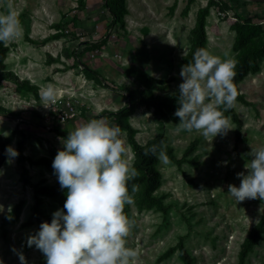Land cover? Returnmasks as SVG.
I'll list each match as a JSON object with an SVG mask.
<instances>
[{
	"label": "rangeland",
	"instance_id": "obj_1",
	"mask_svg": "<svg viewBox=\"0 0 264 264\" xmlns=\"http://www.w3.org/2000/svg\"><path fill=\"white\" fill-rule=\"evenodd\" d=\"M207 1L197 0L185 17L182 11L186 0H126L130 12L123 27L113 24L105 0H12L21 29L19 36L7 43L6 69L22 82L18 85L5 80L0 88V105L11 111L0 115V130L10 133L1 135L16 148L18 141L25 139V166L32 185L59 182L53 161L66 138L59 130L71 131L90 118H105L116 124L107 111H118L128 105V100L124 91H116L113 86L127 84L138 87V93L147 89L161 94L164 91L156 86L163 84L165 92H179L183 79L180 62L190 48L198 10ZM219 1L223 10L214 7L208 17V50L234 58V13L258 15L255 22L264 27V2ZM7 4L8 0H0V12L7 10ZM55 33L62 37L42 42ZM104 36L108 37L105 45L86 50L87 44ZM28 37L39 43L29 42ZM51 57L58 60L50 61ZM98 75L106 85L97 80ZM146 76L155 79L152 86L146 85ZM27 84L36 89L31 90ZM49 84L57 89L56 99L51 102L41 97V89ZM240 89L252 105L235 102L243 121L239 142L237 126L231 120L227 134L212 140L195 130H177L179 121L161 119L154 108L142 105L129 116L141 145L163 135L181 159L187 148L197 143L181 167L171 159L168 164L159 159L156 162L162 174L156 193L166 195L165 202L171 206L167 213L154 208L140 210L134 198L127 204L131 221L127 243L138 250L134 264H185L178 250L160 259L177 247L181 238L194 264H239L241 244L263 215L264 201H237L228 194V185H240L237 173L247 171L245 164L252 158V146L264 147V60L257 72L240 83ZM123 139L132 168L134 153L125 133ZM43 158L49 161H41ZM0 162V264H22L18 251L25 254L28 264H46L42 251L27 244L29 235L39 229L34 215V188L23 184L18 157L8 163L5 155ZM42 199L40 209L44 215L53 217L62 208L58 198ZM20 201L23 211L19 221L4 229L3 217ZM246 264H264V237Z\"/></svg>",
	"mask_w": 264,
	"mask_h": 264
},
{
	"label": "clouds",
	"instance_id": "obj_2",
	"mask_svg": "<svg viewBox=\"0 0 264 264\" xmlns=\"http://www.w3.org/2000/svg\"><path fill=\"white\" fill-rule=\"evenodd\" d=\"M20 29L18 13L8 0L7 10L0 12V42L6 45ZM235 69L236 60L227 53L221 57L204 47L195 50L192 60L181 67L179 106L174 113L179 117L177 130H195L212 140L227 134L231 126L224 112L237 97ZM56 96L53 84L41 89L43 100L55 101ZM0 134L10 135L3 130ZM62 145L53 169L67 199L51 222L43 221L29 235L28 246L41 250L47 264H134L138 250L128 246L131 221L124 209L139 190L133 184L130 193L128 182L139 173L126 159L122 129L105 118H90L68 131ZM5 154L12 163L20 153L8 145ZM145 154L156 155L162 164L170 162L166 147L152 145ZM251 155L247 171L237 173L240 185H228V194L237 201H264V147L252 146ZM18 254L22 264H28L25 254Z\"/></svg>",
	"mask_w": 264,
	"mask_h": 264
},
{
	"label": "trees",
	"instance_id": "obj_3",
	"mask_svg": "<svg viewBox=\"0 0 264 264\" xmlns=\"http://www.w3.org/2000/svg\"><path fill=\"white\" fill-rule=\"evenodd\" d=\"M197 0H186V6L182 11L183 16H188L192 5ZM219 0H208L206 5L199 8L197 13V18L194 27L191 30V45L188 52L182 57L180 65H184L192 60L194 52L197 48H207L209 43V36L207 31L208 17L210 11L214 7H219L223 10L222 5H220ZM105 7L110 12L113 18V24L119 23L121 26H125V16L129 14V8L127 7L126 0H105ZM235 21L231 24V29L235 31V43L233 44V50L235 52L234 59L236 60V75L234 80L237 85V97L235 102H241L245 105H252L250 101L247 100L245 95L241 92L240 83L250 74L255 73L260 69V61L264 60V27L255 22L258 15L245 16L241 13L235 12ZM62 37L60 33H55L46 37L42 42H48L52 39H57ZM29 42L33 44L39 43L33 38H27ZM108 41V37L104 36L100 41L94 42L92 44H87L86 50L99 49L105 45ZM9 53L8 45L0 42V88L3 82L11 81L18 85L22 81L16 77V75L7 70L6 59ZM58 58H50V61H57ZM97 80L106 85L105 79L101 76H97ZM146 85L152 86L155 79L151 76L145 77ZM164 81H160L163 83ZM23 85V84H22ZM27 86L33 90L36 89L35 86L27 84ZM116 91H124L125 97L128 100V105L119 109L118 111H107L109 117L113 118L117 125L120 126L122 132L125 133L128 144L132 148L134 153V160L132 168L138 171L133 179H131L129 184V191H132V185L138 184L139 190L133 193L134 201L140 210L143 209H156L162 213H167L171 207L165 202L166 195H159L156 193L161 185V172L156 168V162L158 160L156 155L145 154V148L152 145H157L160 147H166V151L169 159L182 166L187 160V155L195 150L197 143L194 142L192 146H189L181 159H178L174 153L173 147L170 146L167 141L168 138L163 135H158L154 139L148 141L146 144H142L136 138V129L129 122V116L136 110V108L142 105L148 108H154V111L158 117L166 121H179V117L175 116L174 113L178 108V93L165 92L166 87L163 84L156 86V89L164 91L161 94H155L152 90L141 89L138 93L137 88L130 85L124 84L120 86H113ZM147 87V88H148ZM129 94V95H128ZM235 102L230 109L224 112V115L228 117L229 120L234 122L237 126L236 128V140L239 142L242 139V127L243 121L239 117V114L235 107ZM223 107V106H221ZM11 111L7 110L0 105V115L11 114ZM60 133L67 137L68 131L59 130ZM25 139L22 137L17 143V149L19 150L18 162L22 166L21 180L23 184L27 186H32L34 188L36 202L34 204V215L36 220L40 224L43 221L51 222L52 216L44 215L41 212L40 204H42V197L58 198L60 200L61 206L63 207L67 196L66 189H62L60 183L53 185L50 184H35L32 185L29 171L25 166V161L27 160L24 154ZM8 146L7 141L0 134V161L5 157V150ZM238 146V145H237ZM159 150V149H158ZM41 161L48 162L49 158H43ZM1 163V162H0ZM23 211V201L17 203L4 217L2 220V226L4 229L17 221H19ZM126 215H128V206L125 205L124 209ZM264 237V213L260 220L252 229L248 232V236L244 239L241 244L239 251V264H246V260L250 253H252L255 247L260 243ZM178 250L179 257L185 264H194V257L189 253L183 238L180 239L177 247L163 253L160 257L161 260L169 258L173 253ZM46 261V260H45ZM47 264V262H45Z\"/></svg>",
	"mask_w": 264,
	"mask_h": 264
},
{
	"label": "water",
	"instance_id": "obj_4",
	"mask_svg": "<svg viewBox=\"0 0 264 264\" xmlns=\"http://www.w3.org/2000/svg\"><path fill=\"white\" fill-rule=\"evenodd\" d=\"M251 1H253V2H258V3H263L264 2V0H251ZM129 95V94H128Z\"/></svg>",
	"mask_w": 264,
	"mask_h": 264
}]
</instances>
